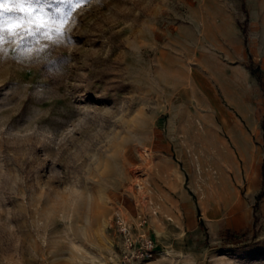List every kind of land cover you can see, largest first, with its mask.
<instances>
[{"label": "rangeland", "instance_id": "1", "mask_svg": "<svg viewBox=\"0 0 264 264\" xmlns=\"http://www.w3.org/2000/svg\"><path fill=\"white\" fill-rule=\"evenodd\" d=\"M67 27L59 70L0 55V264H118L120 224L156 244L140 264H264V0H93Z\"/></svg>", "mask_w": 264, "mask_h": 264}, {"label": "snow or ice", "instance_id": "2", "mask_svg": "<svg viewBox=\"0 0 264 264\" xmlns=\"http://www.w3.org/2000/svg\"><path fill=\"white\" fill-rule=\"evenodd\" d=\"M95 2L101 4L103 0ZM91 3L93 0H0V55L5 44L14 45L11 50L15 59L32 60L29 54L34 52L51 66L46 71L59 70L68 61L52 57L51 51L73 43L67 24Z\"/></svg>", "mask_w": 264, "mask_h": 264}, {"label": "built area", "instance_id": "3", "mask_svg": "<svg viewBox=\"0 0 264 264\" xmlns=\"http://www.w3.org/2000/svg\"><path fill=\"white\" fill-rule=\"evenodd\" d=\"M119 231L123 235V244L118 264H140L157 255L156 244L149 237L134 239L128 227L123 224H120Z\"/></svg>", "mask_w": 264, "mask_h": 264}, {"label": "trees", "instance_id": "4", "mask_svg": "<svg viewBox=\"0 0 264 264\" xmlns=\"http://www.w3.org/2000/svg\"><path fill=\"white\" fill-rule=\"evenodd\" d=\"M243 31H244V33H245V27H243ZM228 235H229V238H233L234 237V234H232V233H228Z\"/></svg>", "mask_w": 264, "mask_h": 264}, {"label": "crops", "instance_id": "5", "mask_svg": "<svg viewBox=\"0 0 264 264\" xmlns=\"http://www.w3.org/2000/svg\"><path fill=\"white\" fill-rule=\"evenodd\" d=\"M263 209H264V202H263Z\"/></svg>", "mask_w": 264, "mask_h": 264}]
</instances>
